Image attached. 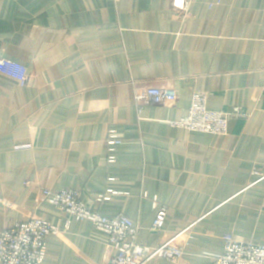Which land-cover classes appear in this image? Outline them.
<instances>
[{
    "label": "crops",
    "instance_id": "crops-1",
    "mask_svg": "<svg viewBox=\"0 0 264 264\" xmlns=\"http://www.w3.org/2000/svg\"><path fill=\"white\" fill-rule=\"evenodd\" d=\"M189 1L181 13L172 0H0V58L30 74L21 86L0 73V230L58 226L46 264H106L113 251L92 222L67 227L44 189L128 216L140 245L184 251L147 264H215L226 234L264 244V0ZM151 86L178 98L140 116L135 94ZM195 90L248 116H230L225 135L173 125ZM110 130L123 138L115 162ZM155 198L168 210L158 232Z\"/></svg>",
    "mask_w": 264,
    "mask_h": 264
},
{
    "label": "built area",
    "instance_id": "built-area-1",
    "mask_svg": "<svg viewBox=\"0 0 264 264\" xmlns=\"http://www.w3.org/2000/svg\"><path fill=\"white\" fill-rule=\"evenodd\" d=\"M172 5L178 12L186 13L190 1L172 0ZM0 73L16 79L21 86H27L30 82L28 68L8 58H0ZM177 98L178 94L173 89L151 86L136 92L135 105L141 116L146 106L171 105ZM208 98L205 92L195 90L187 115L172 124L193 132L225 135L229 130L230 116H248L243 115L238 107L231 114L210 110ZM122 143L123 138L115 130H110L107 139L108 162L116 161L115 151ZM253 176L264 179V174L258 170L253 171ZM112 193L117 192L108 190L107 194L99 195L97 201L109 200ZM43 199L67 215V227L72 220L90 221L97 230L107 234L108 247L113 254L106 264H147L160 258L176 261L184 254L181 248L170 243L156 248L138 244L140 227L135 221L124 214L106 216L94 211L76 190L55 192L44 189ZM154 207L156 216L151 229L158 232L165 226L168 210L158 203L157 198L154 199ZM59 232L58 226L41 218L18 221L11 228L0 230V264H46L47 239ZM223 243L224 252L213 256L215 264H264V244L239 241L231 234L223 236Z\"/></svg>",
    "mask_w": 264,
    "mask_h": 264
}]
</instances>
